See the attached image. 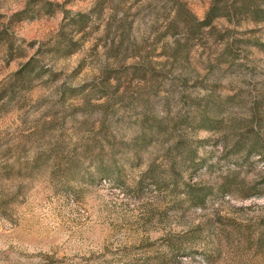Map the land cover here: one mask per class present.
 <instances>
[{
	"label": "rangeland",
	"instance_id": "374dc122",
	"mask_svg": "<svg viewBox=\"0 0 264 264\" xmlns=\"http://www.w3.org/2000/svg\"><path fill=\"white\" fill-rule=\"evenodd\" d=\"M258 10L0 0V264H264Z\"/></svg>",
	"mask_w": 264,
	"mask_h": 264
},
{
	"label": "trees",
	"instance_id": "16d2710c",
	"mask_svg": "<svg viewBox=\"0 0 264 264\" xmlns=\"http://www.w3.org/2000/svg\"><path fill=\"white\" fill-rule=\"evenodd\" d=\"M219 13V9L218 8H215V7H212L211 9H210V11L208 12V14L206 15V20L205 21H203V23L204 24H210L211 23V21L215 18V17H218V16H220V14H218ZM256 14V13H255ZM257 14L258 15H263L264 14V11H260V10H258L257 11ZM256 14V15H257ZM80 17H83L84 15L83 14H80L79 15ZM199 197L200 196H197V199H199Z\"/></svg>",
	"mask_w": 264,
	"mask_h": 264
}]
</instances>
